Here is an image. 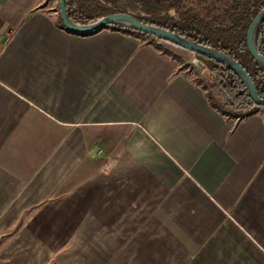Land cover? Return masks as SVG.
Wrapping results in <instances>:
<instances>
[{"label":"crops","instance_id":"obj_1","mask_svg":"<svg viewBox=\"0 0 264 264\" xmlns=\"http://www.w3.org/2000/svg\"><path fill=\"white\" fill-rule=\"evenodd\" d=\"M57 6L0 0V239L22 264H264V109L223 116L187 51Z\"/></svg>","mask_w":264,"mask_h":264},{"label":"trees","instance_id":"obj_2","mask_svg":"<svg viewBox=\"0 0 264 264\" xmlns=\"http://www.w3.org/2000/svg\"><path fill=\"white\" fill-rule=\"evenodd\" d=\"M59 2L57 10L59 12ZM264 8V0H67L69 19L87 25L116 13L132 15L139 22L166 29L198 45L214 49L240 64L264 98V71L252 58L247 46V32L257 14ZM59 21L63 22L59 16ZM108 29L136 36L167 52L156 37L121 25ZM256 48L264 58V21L256 31ZM216 79L208 89V82L200 83L207 90L211 105L223 116L246 118L259 108L254 103L242 79L231 69L204 55L196 54Z\"/></svg>","mask_w":264,"mask_h":264},{"label":"water","instance_id":"obj_3","mask_svg":"<svg viewBox=\"0 0 264 264\" xmlns=\"http://www.w3.org/2000/svg\"><path fill=\"white\" fill-rule=\"evenodd\" d=\"M66 1L67 0H60L59 2V16L63 22L64 27L69 31L76 34L88 35L102 31L104 29H108L110 25H121L129 29H133L139 32L152 35L157 39L161 40L163 43L180 48L190 53L192 55V58L189 62V66L198 75L205 78L206 81L208 82V89H212L217 83L216 79L214 78L210 70L206 67V65L196 57V54L207 56L225 65L232 71H234L244 82L250 94V97L252 98L254 103L258 106H264V98H261L258 95L256 87L252 82V79L250 78L248 73L244 70V68L240 64L235 62L230 57L222 54L221 52L208 47L198 45L197 43L190 41L189 39H186L184 37H181L166 29L143 24L138 20H136L130 14L116 13L98 19L96 21H93L92 23L87 25L76 24L72 22L67 15ZM263 21H264V8L257 14V16L254 18V20L249 26L247 32V46L254 61L264 71V58L261 55H259L255 43L256 31L259 28V26L263 23ZM4 40H6V37H4L3 41Z\"/></svg>","mask_w":264,"mask_h":264},{"label":"rangeland","instance_id":"obj_4","mask_svg":"<svg viewBox=\"0 0 264 264\" xmlns=\"http://www.w3.org/2000/svg\"><path fill=\"white\" fill-rule=\"evenodd\" d=\"M172 48H174V47H172ZM189 62H187V68L193 70L189 66ZM202 79H205V78L200 76V81H202ZM14 242H15L14 237H9V236L1 237V239H0V264H22L23 263L22 259H20L21 252L18 251V246ZM4 261H6V262H4ZM63 262H64V264H66L65 260Z\"/></svg>","mask_w":264,"mask_h":264}]
</instances>
